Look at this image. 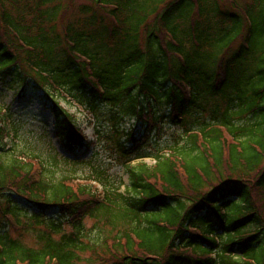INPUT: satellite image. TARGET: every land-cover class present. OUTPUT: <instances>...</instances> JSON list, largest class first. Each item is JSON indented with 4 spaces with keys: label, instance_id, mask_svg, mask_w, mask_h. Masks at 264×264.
<instances>
[{
    "label": "trees",
    "instance_id": "1",
    "mask_svg": "<svg viewBox=\"0 0 264 264\" xmlns=\"http://www.w3.org/2000/svg\"><path fill=\"white\" fill-rule=\"evenodd\" d=\"M7 1L0 78L41 93L68 153L90 142L60 103L107 120L127 184L56 176V158L7 144L0 106V264H264V0H83L66 24L73 0L61 16L46 8L61 0H9L15 17ZM57 16L61 49L42 28ZM168 121L172 144L145 152L139 136Z\"/></svg>",
    "mask_w": 264,
    "mask_h": 264
},
{
    "label": "rangeland",
    "instance_id": "2",
    "mask_svg": "<svg viewBox=\"0 0 264 264\" xmlns=\"http://www.w3.org/2000/svg\"><path fill=\"white\" fill-rule=\"evenodd\" d=\"M69 1L70 0H61L60 3L57 1V3L47 5L46 8L58 6V15L61 16L62 10L67 6V4H69ZM235 1L238 5H241V2L244 0ZM6 3L7 4L5 5L8 10H10L11 16L15 17L17 9L10 7L13 5L10 4L9 0ZM28 3L33 7L34 1H28ZM220 3L221 6H225L224 8L227 10L232 9L230 8L232 5L227 0H222ZM73 4L74 6L71 8V10H68L65 24L66 21L72 22V19L79 15L77 10L82 4L85 3L83 0H73ZM87 5L90 6L88 3ZM22 14L26 17L28 23H30L32 15L25 13ZM58 21L59 16L55 18V21L49 22V24H44L42 28L45 29V32L47 33L50 40H54V38L57 39V41L60 43L59 49H61V47H64V43L62 42L65 40V36ZM32 31L35 34L37 31V26L35 27L34 25ZM61 54L62 51L58 52L57 57H60ZM40 95L41 93H35L31 88L26 89L24 93L20 92L17 87L11 86L10 88L8 81L2 80L0 78V106L9 113L10 120L13 127L15 128L13 137L10 140L11 142L7 140V144H15L24 152L39 155L46 160H48V158H56V176L73 175L76 178L83 179L88 177L94 168L99 167L103 170H106L109 176H112V179L115 182L118 177H121L124 183L127 184V176L125 175L122 166L117 162V157L115 154L110 151L109 143H105L103 139L104 133L101 134L100 132L103 128L108 127L107 120H102L101 123L99 122L100 124H96L94 115L88 114L87 111L81 106H78L75 103L71 105L64 102L60 103L63 108L69 110V113L75 115L78 126L84 131L88 141L92 142V145L89 147V149L83 153H78L75 155L68 153L54 135L52 126L53 119L48 110L49 105L44 104L40 100ZM105 107L106 106H100L99 111H106ZM155 110L156 112H159L158 108H155ZM132 123V120L129 121L125 119L122 126L125 130H128ZM159 125H162L160 129L155 127L149 132V136L147 137L148 140H146V144L142 146L145 152L152 150V146H158V148H162L163 145L165 146L172 144V136L175 135L178 130L170 125L169 121L166 123H159ZM144 162L152 165L154 160L146 159ZM121 190H124V188L122 187ZM49 216L52 217L55 216V214L52 212L49 214ZM84 222L86 230L88 231L91 229L89 232H87L88 238L94 240L96 237H98V232H101L100 229H92L94 224L93 220L85 219ZM105 230L107 231L109 228L105 227ZM19 239L23 244L28 246H34L35 244V242L30 237H23Z\"/></svg>",
    "mask_w": 264,
    "mask_h": 264
}]
</instances>
